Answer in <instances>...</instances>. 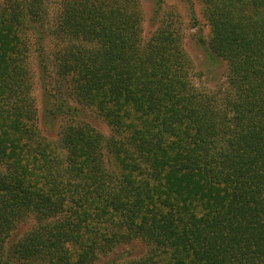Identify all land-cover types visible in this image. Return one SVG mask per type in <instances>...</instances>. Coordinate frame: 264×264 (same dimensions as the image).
I'll use <instances>...</instances> for the list:
<instances>
[{
    "label": "trees",
    "instance_id": "trees-1",
    "mask_svg": "<svg viewBox=\"0 0 264 264\" xmlns=\"http://www.w3.org/2000/svg\"><path fill=\"white\" fill-rule=\"evenodd\" d=\"M141 1L1 0L0 264H98L134 241L121 264H264V0H199L226 64L209 89L172 17L143 36ZM31 53L68 91L52 140ZM86 108L108 133L68 117Z\"/></svg>",
    "mask_w": 264,
    "mask_h": 264
},
{
    "label": "rangeland",
    "instance_id": "rangeland-1",
    "mask_svg": "<svg viewBox=\"0 0 264 264\" xmlns=\"http://www.w3.org/2000/svg\"><path fill=\"white\" fill-rule=\"evenodd\" d=\"M58 0H47L51 6L50 10H56ZM159 0H142L140 4L143 19V36L147 38L158 24L159 17L166 15L182 30V47L192 62V79L196 86L201 88L219 87L225 80L226 64L218 56L211 57L208 53L206 44L202 42L208 40L209 29L202 15V6L199 0H162L161 6L157 9ZM1 2V0H0ZM158 10V11H157ZM45 44L49 47L48 43ZM49 49V48H48ZM49 54L50 51L46 50ZM30 73L32 77V95L35 100L38 114V126L46 138L54 139L60 126L66 120L63 113L58 110L50 113L55 104L54 94L65 99L67 87L65 82L59 80L55 75L52 76L51 66L48 70L38 64L35 54H30ZM71 105L74 103L69 100ZM67 116V115H66ZM68 117L73 119L83 118L90 121L97 128L108 133V128L104 122L95 117L90 108L79 110L77 115L68 113ZM140 242L122 243L117 245L111 252L100 257L98 264H121L126 258L137 256L143 252Z\"/></svg>",
    "mask_w": 264,
    "mask_h": 264
}]
</instances>
